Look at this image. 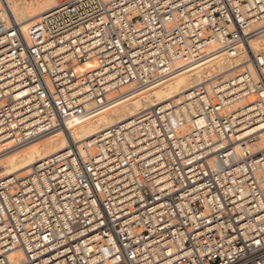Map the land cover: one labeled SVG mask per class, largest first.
Masks as SVG:
<instances>
[{
    "label": "built area",
    "instance_id": "1",
    "mask_svg": "<svg viewBox=\"0 0 264 264\" xmlns=\"http://www.w3.org/2000/svg\"><path fill=\"white\" fill-rule=\"evenodd\" d=\"M264 0H56L23 28L0 0V264H264ZM246 62L76 143L71 127L217 55Z\"/></svg>",
    "mask_w": 264,
    "mask_h": 264
},
{
    "label": "bare ground",
    "instance_id": "2",
    "mask_svg": "<svg viewBox=\"0 0 264 264\" xmlns=\"http://www.w3.org/2000/svg\"><path fill=\"white\" fill-rule=\"evenodd\" d=\"M15 20L23 27L40 18L55 6V0H4ZM54 3V4H53ZM252 50H264V36L250 42ZM246 62L245 54L235 58L217 55L201 63L189 65L171 73L162 82L129 94L116 104L71 127L76 143L88 140L107 128L163 103L172 104L175 113L184 112L183 97L194 86L210 77L230 75ZM69 141L58 132L46 135L25 147L0 156V179L28 174L40 160L63 151Z\"/></svg>",
    "mask_w": 264,
    "mask_h": 264
},
{
    "label": "rangeland",
    "instance_id": "3",
    "mask_svg": "<svg viewBox=\"0 0 264 264\" xmlns=\"http://www.w3.org/2000/svg\"><path fill=\"white\" fill-rule=\"evenodd\" d=\"M27 1H32V0H27ZM56 1V0H55ZM56 3V2H55ZM54 4V3H53ZM36 21V20H35ZM21 149V148H20ZM25 174H20L19 177L24 176Z\"/></svg>",
    "mask_w": 264,
    "mask_h": 264
}]
</instances>
